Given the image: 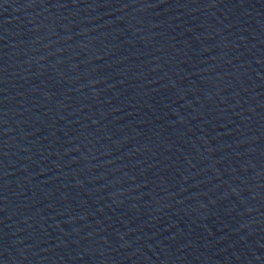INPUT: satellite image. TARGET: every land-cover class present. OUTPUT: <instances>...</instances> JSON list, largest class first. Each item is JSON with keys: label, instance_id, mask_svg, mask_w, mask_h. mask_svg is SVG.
Instances as JSON below:
<instances>
[{"label": "water", "instance_id": "obj_1", "mask_svg": "<svg viewBox=\"0 0 264 264\" xmlns=\"http://www.w3.org/2000/svg\"><path fill=\"white\" fill-rule=\"evenodd\" d=\"M0 264H264V0H0Z\"/></svg>", "mask_w": 264, "mask_h": 264}]
</instances>
